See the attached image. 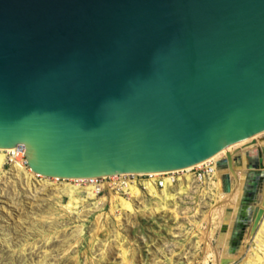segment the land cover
Here are the masks:
<instances>
[{"label": "water", "instance_id": "95a60500", "mask_svg": "<svg viewBox=\"0 0 264 264\" xmlns=\"http://www.w3.org/2000/svg\"><path fill=\"white\" fill-rule=\"evenodd\" d=\"M260 133L264 0H0V149L34 174L176 171ZM245 158L230 253L264 186Z\"/></svg>", "mask_w": 264, "mask_h": 264}, {"label": "rangeland", "instance_id": "374dc122", "mask_svg": "<svg viewBox=\"0 0 264 264\" xmlns=\"http://www.w3.org/2000/svg\"><path fill=\"white\" fill-rule=\"evenodd\" d=\"M238 146L231 150L239 152L243 145ZM227 155L228 153L222 154L219 159L222 160ZM8 156L7 153L6 158ZM12 166L14 164L8 163L6 159L0 171V214L2 217H9V224H13L8 229L13 241L11 248L1 241L0 232V264H31L45 254L51 264H168L169 258L181 250L175 256L173 264H178L179 260L185 264L199 252L197 241L201 240V234L207 226L204 215L211 206V198L196 193L194 197L190 195L186 199L166 202V209L157 212L155 208L160 204L155 203L156 199L142 197L137 203H133L137 211L130 213L119 200V197H127L118 189L105 186L99 194L96 193L97 197L103 198L98 205L100 211L94 212L92 209L90 213L83 214L82 211L87 212L92 207L89 204L96 201L83 192L66 194L68 191L64 187L70 184L67 188L71 190L77 183L69 180L59 183L47 179L31 191L23 190L25 184L17 185V180L10 175ZM38 179L43 180H36ZM86 184L79 183L78 190L88 187ZM60 185L62 188H57ZM69 201L70 205L78 203L80 207L72 206L73 208L68 209L65 206H68ZM8 211H12L14 215H10ZM18 220H26L27 223L20 225ZM49 221H53L54 228H49ZM34 222H38L37 228L42 229L43 234L37 232L35 227L30 228ZM76 225L83 227V235L67 240L69 232ZM123 249L131 254L126 262L121 256ZM13 251H17L16 258L11 257ZM184 256L187 258L183 259ZM235 264H241V260Z\"/></svg>", "mask_w": 264, "mask_h": 264}, {"label": "bare ground", "instance_id": "6f19581e", "mask_svg": "<svg viewBox=\"0 0 264 264\" xmlns=\"http://www.w3.org/2000/svg\"><path fill=\"white\" fill-rule=\"evenodd\" d=\"M262 136H264V133H260L256 136H253L250 139H247L245 141H242L234 145H231L229 147H226L225 149H223L222 151H220L213 157L195 166L185 168L184 171H186L187 174L180 175L178 178H175L174 179L175 182L170 181V177L168 178L166 175L176 174L180 170L169 171V172L148 173L150 175V178L145 181H141L140 183L142 186H140L138 183H132V184H127L125 187L119 190L121 191V193H123L127 197V199L119 197V200L121 201L122 206L127 212L133 213L137 211L133 203H137V201H139L142 197H147V199L148 198L156 199L155 203L160 204L157 208H155V211L157 212H160L166 209L165 207L166 202H171V200L176 201L178 198L186 199L190 195H191L190 197H194L196 193L200 194L202 197L211 198L209 202L211 206L208 209V212L204 215V220L207 223V226L205 230H203L204 231L203 234H201L202 235L201 240L197 241L200 247V249L198 250L199 252L193 255V257L189 259L187 263L185 262V264H225L224 262H226V264H235L239 260H241V264H264V186H262V192L259 198L260 200L258 204L259 211L253 223L251 224L247 233L242 238V241L240 245L238 246L237 250L234 253L229 252V248H230L229 241H230L231 233L233 232V229H234L235 219L237 217L240 203L244 196V189H245V184H246V179H247V174H248V169L246 168L247 160L245 158V154L247 151H251L254 148H258L261 150L262 148H264V139L261 140ZM238 145H243L242 146L243 148H241L239 152L234 153L235 150L232 151L231 148L236 147ZM237 148H239V146ZM7 153L9 155L8 158H6ZM17 153L23 154V151H20V150L12 151V150L0 149V171L3 165L6 163V159L8 163H13L14 166H12L10 170V175L12 176L13 179L17 180V183H18L17 185L25 184V186L22 188L23 190L29 189L31 191V189L36 187V185H38L39 183H45L47 179H53L54 181L59 182V183L60 182L65 183L66 181L69 180V181L77 183V185L76 186L74 185L75 186L73 187L74 189H71V190L70 188H67L70 184L68 186L66 185V187H64L68 191L66 192V194L68 195H72L74 193L81 194L83 192V193H86L90 197L91 200L96 201L95 203L89 204V206H92V207L89 210H87V212L83 210L82 213L88 214L92 211V209H94V212L100 211L98 208V205L101 204L100 201L103 198L97 197L96 195L97 188L90 185L89 183L90 181H88V179L65 180V179H57V178H47V177H43L40 175H36L29 169V167H26L25 161L23 159H21L20 157L19 158L15 157ZM226 153H228V155L226 156V158H224V160H226L225 164L221 167L219 166V163L223 159L220 160L219 157L222 154H226ZM229 155H230V158H228ZM238 161L240 162L238 166H233ZM209 163H212L211 173L206 174L203 177L202 181H199L198 178L194 177L192 174L189 173V171L192 170L193 168H199L204 165H208ZM37 178H40L43 180L42 181L41 180L39 181V179L36 180ZM225 179H228L230 181L229 190L225 189V186H224ZM158 180H163L162 188H158L156 186L157 185L156 183ZM79 183L80 184L87 183L86 186L88 187H84L83 190L80 191L78 190L80 189ZM56 187L57 186L55 187L51 186V188H56ZM57 188H62V187L60 185ZM15 189L16 191L18 190L17 188ZM71 199L69 200L71 201ZM70 201H69L68 206H65L68 209L71 208L72 206L75 208L80 207L78 203L75 205H70L71 204ZM77 201L78 200H76V202ZM115 211L116 210L114 209V212ZM9 214L14 215L12 211L9 212ZM0 221H1L0 232L2 236L1 241L4 242L7 247L11 248L13 245V241H12L11 234L8 231V229L11 228L13 224H9L10 223L9 217H2L1 214H0ZM17 222L20 225L27 223L26 220H18ZM224 225H226V228L223 231ZM37 226H38V222H34L31 224L30 228L32 227L37 228ZM49 228H54L53 221H49ZM37 232L43 234L42 229L37 228ZM83 233H84L83 227L81 225H76L69 232V236L67 237V240L81 237ZM181 251L179 252L174 251L176 253L169 258L170 263L168 264L175 263L174 258L176 255L180 254ZM16 252L17 251H13V253L11 254V257L16 258ZM129 255L131 254L123 249L122 255H121L123 256L122 260L124 259V261L126 262L127 258H129L128 257ZM47 256L48 255L45 254L44 257H42L40 260L34 261L31 264H51ZM182 258L186 259L187 257L185 258L184 256ZM183 262H181L180 260L177 261L178 264H184Z\"/></svg>", "mask_w": 264, "mask_h": 264}, {"label": "built area", "instance_id": "2783aa9c", "mask_svg": "<svg viewBox=\"0 0 264 264\" xmlns=\"http://www.w3.org/2000/svg\"><path fill=\"white\" fill-rule=\"evenodd\" d=\"M16 158H21L25 161V165H26V157H25V153L23 152V154L17 153V155H15ZM212 163H209L208 165H204L202 167L199 168H193L192 170L189 171L190 174H192L194 177L198 178L199 181L203 180V177L208 174L211 173L212 170ZM27 167V165H26ZM185 169H181L179 172H177L176 174H172V175H166L168 178L170 177V181H174L175 178H178L180 175H184L187 174L186 171H184ZM150 178L149 174H124V175H116V176H108V177H100V178H94V179H88V181H90V185L94 186L97 188L96 192L97 194H99L103 188L106 186L107 188H113V189H118L121 190L123 187H125L127 184H132V183H138L140 186L141 185V181H145L147 179ZM162 182L163 180H158L157 181V187L158 188H162ZM145 187V186H143Z\"/></svg>", "mask_w": 264, "mask_h": 264}, {"label": "flooded vegetation", "instance_id": "af4514ba", "mask_svg": "<svg viewBox=\"0 0 264 264\" xmlns=\"http://www.w3.org/2000/svg\"><path fill=\"white\" fill-rule=\"evenodd\" d=\"M240 162L238 161L237 163H235L233 166H238ZM262 192V189L257 193V191L254 192V194L251 196L252 199H255L257 197V195L259 196L258 198H260V194Z\"/></svg>", "mask_w": 264, "mask_h": 264}]
</instances>
